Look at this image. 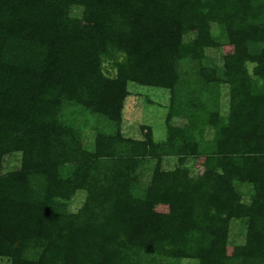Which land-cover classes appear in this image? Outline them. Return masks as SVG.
I'll use <instances>...</instances> for the list:
<instances>
[{
	"label": "trees",
	"instance_id": "trees-1",
	"mask_svg": "<svg viewBox=\"0 0 264 264\" xmlns=\"http://www.w3.org/2000/svg\"><path fill=\"white\" fill-rule=\"evenodd\" d=\"M182 261L264 264V0H0V264Z\"/></svg>",
	"mask_w": 264,
	"mask_h": 264
},
{
	"label": "rangeland",
	"instance_id": "rangeland-1",
	"mask_svg": "<svg viewBox=\"0 0 264 264\" xmlns=\"http://www.w3.org/2000/svg\"><path fill=\"white\" fill-rule=\"evenodd\" d=\"M206 55L211 57L219 64L222 61L223 51L221 49L207 50ZM129 96L125 99L123 110H122V122H121V132L125 137L140 139L142 131L141 126L150 127L153 138L155 141H162L165 135V116L166 108L165 103L167 99V93L164 91H158L152 88H146L137 86L134 84H129ZM227 100L223 99L224 108L226 106ZM82 122V119H78ZM94 121V119H92ZM174 125H179L180 121H173ZM94 122H83V135L87 140L89 148L91 147V142L93 141L94 132L91 130ZM207 138H210L209 133L205 134ZM17 158V157H16ZM18 160V159H17ZM17 163V162H16ZM14 160L8 158L4 163V171H10L17 168V164ZM193 168V164L189 163L188 166ZM175 167V159L167 158L162 161V169L165 171H171ZM196 173V169L192 170ZM82 201V196L77 195L73 200V205H71V210L79 207ZM238 225L234 224V231H239ZM234 243H240L241 238H235ZM180 264H195L191 261H182Z\"/></svg>",
	"mask_w": 264,
	"mask_h": 264
}]
</instances>
